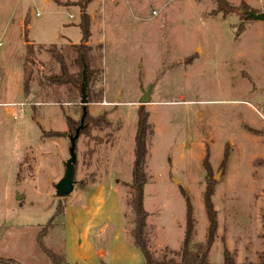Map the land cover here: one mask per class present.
Masks as SVG:
<instances>
[{
    "label": "rangeland",
    "instance_id": "rangeland-1",
    "mask_svg": "<svg viewBox=\"0 0 264 264\" xmlns=\"http://www.w3.org/2000/svg\"><path fill=\"white\" fill-rule=\"evenodd\" d=\"M227 1L237 10L224 18L213 0H0V258L51 264L37 242L46 226L43 244L69 264L143 263L126 186L140 110L153 130L143 207L155 257L178 264L181 193L194 241L204 239L207 187L218 221L209 261L222 262L223 246L237 262L264 253V124L244 103H264V21L241 12L264 13V0ZM83 4L94 48L85 116L105 123L79 134L73 190L58 197L82 71L74 86L50 85L59 65L48 48L79 71L70 44L80 42Z\"/></svg>",
    "mask_w": 264,
    "mask_h": 264
},
{
    "label": "trees",
    "instance_id": "trees-1",
    "mask_svg": "<svg viewBox=\"0 0 264 264\" xmlns=\"http://www.w3.org/2000/svg\"><path fill=\"white\" fill-rule=\"evenodd\" d=\"M215 9L221 13L222 17H226L229 13L237 10V6H233L228 3L227 0H213ZM240 5H243L242 2ZM85 4L81 5L80 20L77 26L81 31L80 42L77 44H70V53H72V61L77 66L79 71L77 73H71L69 66L66 63V57L62 53L60 48L52 46L48 48V52L52 59L59 65V73L50 75L47 77V82L50 85H76L78 80L81 79V72L85 67L86 79L91 76L94 71L90 67L93 61L91 51L94 49L87 41L90 37V19L88 14L83 10ZM244 8V7H242ZM241 8V9H242ZM245 10V9H242ZM248 17L246 14H242ZM240 32V31H239ZM33 49L26 48L27 54H32ZM27 81V80H26ZM25 81V85H26ZM96 122V124L105 123L104 117L101 116L97 119H92L88 115L85 116L83 127L80 129V133L86 132L89 122ZM68 122L70 120L68 119ZM69 129H75L73 124H67ZM153 130L148 122V115L141 110L137 114L136 130L134 135V151H133V163H132V175L131 180L126 184L129 188L130 199L129 206L132 212V226L129 230V235L132 239L133 245L141 252L143 257L142 264H170L173 263L171 258H167L163 255L162 259H157L150 250L149 239L147 233V218L148 212L143 207V187L147 182V174L145 172V164L148 153L147 140L151 136ZM76 150V147H75ZM185 202V222L184 233L181 241V245L178 251V264H264V253L259 254L256 261L244 260L237 262L235 258L229 254L228 250L223 246V260L221 263H211L209 261V252L213 242L216 239L218 221L217 213L211 202L212 190L210 187L206 188L203 193L204 211L207 220L205 237L201 241H194V218L191 202L186 193H181ZM48 227L42 228L43 231H39L37 235V242L40 249L48 257L51 264H69L66 262L62 254L47 248L42 238ZM1 264H20L9 258H0ZM97 264H110V263H97Z\"/></svg>",
    "mask_w": 264,
    "mask_h": 264
},
{
    "label": "water",
    "instance_id": "water-1",
    "mask_svg": "<svg viewBox=\"0 0 264 264\" xmlns=\"http://www.w3.org/2000/svg\"><path fill=\"white\" fill-rule=\"evenodd\" d=\"M243 14H246L248 17L264 21V13L259 12L255 13L250 10H242ZM86 74H85V67L82 70V81L80 83V103L82 105V116L80 119V124L74 129L73 134H66L65 132L61 133V136H66L69 139V148H68V154L69 157L65 161V169L63 172L62 177L54 184L55 194L58 197H65L69 195L74 187V176H75V162H76V140L79 137L80 129L83 127V118L86 114V104H87V98H86ZM150 90L151 87H149L147 90H144L142 92V96L139 98L138 102L140 104H145L149 102L150 99Z\"/></svg>",
    "mask_w": 264,
    "mask_h": 264
},
{
    "label": "built area",
    "instance_id": "built-area-1",
    "mask_svg": "<svg viewBox=\"0 0 264 264\" xmlns=\"http://www.w3.org/2000/svg\"><path fill=\"white\" fill-rule=\"evenodd\" d=\"M244 103L253 109V111L258 115V117L261 119V121L264 124V103L261 104L260 106L250 104L249 102H244ZM20 105L21 107L24 106L23 104H20Z\"/></svg>",
    "mask_w": 264,
    "mask_h": 264
},
{
    "label": "crops",
    "instance_id": "crops-1",
    "mask_svg": "<svg viewBox=\"0 0 264 264\" xmlns=\"http://www.w3.org/2000/svg\"><path fill=\"white\" fill-rule=\"evenodd\" d=\"M91 35V34H90ZM71 44H73V43H71ZM33 49V51L35 50V48H32ZM248 118V117H247ZM248 120H251L252 121V118L250 117ZM219 121H221V123H224V121H222V119H219Z\"/></svg>",
    "mask_w": 264,
    "mask_h": 264
}]
</instances>
